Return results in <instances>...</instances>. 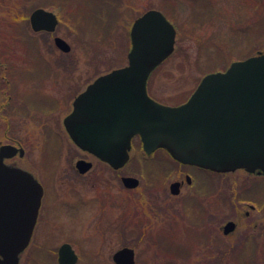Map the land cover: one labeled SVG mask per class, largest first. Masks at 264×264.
Returning <instances> with one entry per match:
<instances>
[{
	"label": "rangeland",
	"instance_id": "obj_1",
	"mask_svg": "<svg viewBox=\"0 0 264 264\" xmlns=\"http://www.w3.org/2000/svg\"><path fill=\"white\" fill-rule=\"evenodd\" d=\"M0 4V143L18 141L23 155L14 160L45 186L38 229L27 252L35 255L32 264H58L55 248L63 241L98 264H114L111 256L123 246L134 249L135 264H264V231H243L255 221L264 228V176L179 165L162 159L161 150L144 153L140 139L134 137L131 159L119 172L95 162L88 174L77 178L73 164L84 155L62 128L74 94L97 75L127 63L129 27L144 10L161 9L176 28L174 51L153 71L147 85L154 99L175 105L189 96L205 73L264 50V0H0ZM40 4L57 15L51 33H37L29 26L27 15ZM55 35L69 43L68 52L55 46ZM4 75L10 79L8 85ZM9 94L13 102L6 111ZM24 99L34 110L29 114L17 113L15 106ZM126 173L140 181L131 192L119 178ZM184 173L193 183H184L172 195L170 181L183 179ZM51 180L70 200L66 202L70 207L78 203L76 209L65 211L57 231H51ZM69 186L71 193L66 191ZM249 203L256 209L246 217ZM209 217L217 227L233 219L237 228L224 237L221 231H212ZM24 254L20 264L29 262Z\"/></svg>",
	"mask_w": 264,
	"mask_h": 264
},
{
	"label": "water",
	"instance_id": "obj_2",
	"mask_svg": "<svg viewBox=\"0 0 264 264\" xmlns=\"http://www.w3.org/2000/svg\"><path fill=\"white\" fill-rule=\"evenodd\" d=\"M29 22L34 31L53 32L58 18L55 12L37 7ZM175 33L158 9H148L133 20L127 63L98 75L73 99L71 111L63 118L70 139L113 168L127 162L131 139L138 136L146 153L164 148L183 164L215 172L264 173V53L206 73L184 102L169 105L148 94L147 80L172 53ZM53 42L63 52L70 50L58 35ZM16 153L22 155L23 149L0 145V264H18L33 234L43 195L32 173L5 162ZM90 166L89 161H76L81 172ZM121 181L127 188L139 183L129 175ZM179 184H169L171 194H178ZM233 228L234 222L227 221L222 232L228 234ZM112 260L135 264L134 249L123 246L114 251ZM57 262H77L69 243L59 246Z\"/></svg>",
	"mask_w": 264,
	"mask_h": 264
},
{
	"label": "flooded vegetation",
	"instance_id": "obj_3",
	"mask_svg": "<svg viewBox=\"0 0 264 264\" xmlns=\"http://www.w3.org/2000/svg\"><path fill=\"white\" fill-rule=\"evenodd\" d=\"M1 6L3 7V5H1L0 4V8H1ZM38 7H39V5H38ZM44 7V6H43ZM35 8V7H34ZM33 8V9H34ZM44 8H46V9H49V8H47V7H44ZM32 9V10H33ZM149 9V8H148ZM31 10V11H32ZM49 10H51V9H49ZM147 10V9H146ZM159 10H161V9H159ZM31 11L28 13V15H27V18H28V22H29V15H30V13H31ZM145 11V10H144ZM143 11V12H144ZM162 11V10H161ZM142 12V13H143ZM29 26H30V23H29ZM35 32H37V33H51V32H49V31H46V30H40V31H35ZM128 37H129V33H128ZM257 52H264V50H261V49H257L256 50V52L255 53H257ZM5 71V70H4ZM3 74H5V73H3ZM4 77H5V79H6V84H7V81L8 80H10L9 79V77H7V76H5L4 75ZM36 78H40V76L38 75ZM8 85V84H7ZM83 90V88L81 89V90H79V91H77L75 94H74V96L72 97V100H71V103H70V108H69V110H68V112L67 113H69L70 112V110H71V108H72V101H73V99H74V97L79 93V92H81ZM14 98H15V96H14ZM14 100V99H13ZM13 102V101H12ZM12 102H11V95L9 94V96H8V99L6 100V103H5V108H6V111H8L9 109H11V107H12ZM26 102H27V100H25L24 99V102H23V104H20V105H17V106H15L17 109H18V112L17 113H23V114H29V110H32V111H34L33 109H29L27 106H26ZM10 106V107H9ZM66 113V114H67ZM65 114V115H66ZM65 115L63 116V118L65 117ZM63 118H62V128H63V130H64V132H65V134H66V136L68 137V139H69V141L71 142V140H70V138H69V136H68V134H67V132H66V130H65V128H64V126H63ZM6 123H7V129H8V127H9V124H10V122L8 121V120H6ZM5 135H6V131H5ZM46 136H47V138H48V141L51 139V136H50V132L49 131H47L46 130ZM51 141V140H50ZM1 143H9V144H12V145H15V146H17V147H20V148H23V146L18 142V141H5V142H1ZM0 143V144H1ZM78 149V151L79 152H81L84 156L83 157H79V158H76V160L74 161V164H73V169H74V171H75V175H73V177H77V178H79L80 176H85L86 174H88V172L91 170V169H93V167H95V162H100V163H102V164H104L105 166H107L109 169H111L112 171H114V172H119L120 170H121V168H123L124 166H122V167H120V168H113V167H111L109 164H107V163H105V162H103V161H101V160H99L97 157H95L93 154H91L90 152H88V151H86V150H82V149H80V148H77ZM23 150H24V148H23ZM162 151L163 153H164V157L162 158V159H166L167 160V155H166V153H165V151H163L162 149H156L155 151H153L152 153H156L157 151ZM152 153H150V154H152ZM23 155V154H22ZM22 155H19V153H16L14 156H12L11 158H9V159H7V163L8 164H11V165H14V166H18V167H20V168H22V169H24V170H27V171H29V172H31L30 170H28L27 168H24V167H21V166H19L17 163H16V161L14 160V158L15 157H22ZM131 159V154H130V156H129V159H128V161ZM77 160H85V161H89V162H91V166H90V168L89 169H87L86 171H84V172H81V171H79L78 170V168L76 167V161ZM158 160V159H157ZM183 166H188V167H196L197 169H199V170H203V171H208V172H211V173H214V172H212V171H210V170H208V169H205V168H202V167H198V166H193V165H186V164H183ZM242 170V169H241ZM244 171V170H243ZM246 172V171H245ZM247 174H249V175H254V176H264V173H260V174H258L257 172H253V173H248V172H246ZM134 176V175H131V174H124V175H120L119 176V178H120V181H121V177L122 176ZM189 176V179H187L186 178V176ZM172 181H179L180 182V184H179V192H180V190H181V188H182V186H183V184L185 183V184H187L188 186H190L192 183H193V180H192V178H191V176H190V174L189 173H184V178L182 179V178H180V179H174V180H172ZM172 181H170V183L172 182ZM139 183H140V181H139ZM139 183H138V185H139ZM169 183V184H170ZM210 181L207 183L209 186H208V188H209V191H210V193H212L213 192V185L211 184L210 185ZM160 184V183H159ZM43 185V184H42ZM138 185L137 186H135V187H133V188H127V187H125V186H123V188L124 189H126L127 191H132V190H134V189H136V188H138ZM158 189H163V188H160V185H158ZM61 189H63L64 190V188L63 187H60ZM232 188H234V187H232ZM168 189H169V186H168ZM242 189H244V188H242ZM241 189V190H242ZM44 191H45V186H43V195H44ZM51 191L53 192V195H52V197H53V199H52V201H51V231H57V230H55V229H61V225L60 224H63V221H64V219H61V217H62V215H64L65 214V211H67V213L69 212V211H71V209H73V208H77V204L78 203H76V204H74L73 205V208L72 207H70L66 202H70V200L69 199H67L66 198V196L64 197V195H60V191L61 190H58V186H55V185H52V180H51ZM66 191H67V193H71V186H69L67 189H66ZM169 192H170V190H169ZM178 192V193H179ZM237 193V192H236ZM235 193V194H236ZM67 195H71V194H67ZM173 195V194H172ZM55 197V198H54ZM242 197V196H241ZM70 198V197H69ZM244 199V198H243ZM80 203V202H79ZM257 205V204H256ZM41 206H42V202H41V205H40V208H39V212H38V216H37V220H36V223H35V226H34V229H33V234H32V236H31V238H30V240H29V243H28V245L24 248V250L19 254V262H18V264H20V261H21V256L25 253V254H27V252H29V246H30V244H31V241H32V238H33V235H34V232L35 231H37V222H38V217H39V213H40V209H41ZM248 207H249V209L248 210H245V212H244V215L246 216V217H249V214H250V211H254L255 209H256V206H255V204H252V203H249V205H248ZM210 209V208H209ZM211 224H212V226H213V228H212V231H222V226L227 222V221H233L234 222V228H233V230L232 231H235V229L237 228V222L235 221V220H233V219H228V220H226L222 225H220L219 227H217V225H216V222L213 220V218H212V220L210 219V217H209V220H208ZM251 223H254V226H248L247 228H245L243 231H264V228L263 227H261L260 225H259V223H258V221H255V222H251ZM65 242H67V243H69L71 246H72V244L70 243V242H68V241H63V242H61L56 248H55V250H56V260H57V252H58V248H59V246L61 245V244H63V243H65ZM72 248L74 249V251H75V253L77 254V262L79 261V260H83V261H81L80 263H78V264H83V263H87V262H94V261H92V260H90L89 258H88V260L85 258L84 259V257L82 256V255H80V253H79V251H76L75 250V248L72 246ZM24 254V255H25ZM34 254L33 253H31V254H27L26 255V257L27 258H29V262H28V264H32L33 262H35V260H34ZM30 260H32V262H30ZM77 262H76V264H77ZM94 263H96V262H94ZM96 264H98V263H96Z\"/></svg>",
	"mask_w": 264,
	"mask_h": 264
},
{
	"label": "trees",
	"instance_id": "obj_4",
	"mask_svg": "<svg viewBox=\"0 0 264 264\" xmlns=\"http://www.w3.org/2000/svg\"><path fill=\"white\" fill-rule=\"evenodd\" d=\"M40 5H42V6H45V4H40ZM169 18V17H168ZM222 69H224V68H222ZM167 155V154H166ZM167 157H168V159L171 161V162H175V161H173L168 155H167ZM175 163H177V162H175ZM178 164V163H177ZM180 165V164H179ZM218 174H223V173H218ZM257 232V231H256Z\"/></svg>",
	"mask_w": 264,
	"mask_h": 264
},
{
	"label": "bare ground",
	"instance_id": "obj_5",
	"mask_svg": "<svg viewBox=\"0 0 264 264\" xmlns=\"http://www.w3.org/2000/svg\"><path fill=\"white\" fill-rule=\"evenodd\" d=\"M77 148H79L78 146H76ZM95 156V155H94ZM96 157V156H95ZM100 160V159H99ZM102 161V160H101ZM104 162V161H103ZM106 163V162H105ZM108 164V163H107ZM233 230V229H232ZM231 230V231H232ZM222 232V231H221ZM233 232V231H232ZM231 233V232H230ZM230 233H228V234H224L223 232H222V235L224 236V237H226V236H228Z\"/></svg>",
	"mask_w": 264,
	"mask_h": 264
}]
</instances>
